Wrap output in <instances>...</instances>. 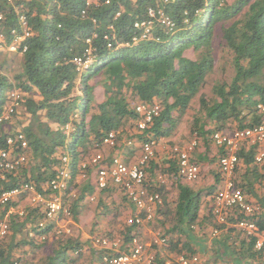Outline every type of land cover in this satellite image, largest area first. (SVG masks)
<instances>
[{
    "label": "trees",
    "instance_id": "obj_1",
    "mask_svg": "<svg viewBox=\"0 0 264 264\" xmlns=\"http://www.w3.org/2000/svg\"><path fill=\"white\" fill-rule=\"evenodd\" d=\"M87 1L0 0L3 44L14 40V30L22 32L21 16L26 17L29 28V35L20 45V48L27 46L21 54L22 70L14 78L0 73V115L8 104L7 92L16 88L24 94L21 104L24 119L29 116L22 129H15L25 134L28 146L24 150L17 148L16 152H24L26 161L7 172L5 179L0 178V191L15 189L25 183H32L38 190L45 191L47 182L62 163L61 155L65 153L71 157L70 182L74 184L80 161L89 157L92 151L101 149V142L110 131L119 135L128 120L135 122L142 118L132 104L133 97L138 102L161 106L159 115L146 129L137 128L140 133L133 134L134 140L143 142L150 137L172 135L177 125V111L189 108L206 83L208 72L213 70L211 53L216 23L232 19L241 12V17L228 26L221 24L217 27L233 53L234 75L230 80H217L211 93L200 94L199 108L193 116L190 132L202 139L204 146H209L216 131L264 123V111L258 107L264 103V0H238L234 5H229L227 0H95L89 5ZM150 7L163 9L173 26L169 28L155 18L152 36L136 40L134 38L140 36L141 29L136 28L135 23L149 19ZM83 10H86L84 17ZM88 37L92 38L90 47L96 61L90 70L80 74L74 59L85 55L89 47ZM189 49L194 51V58L186 55ZM100 74L105 76L107 98L98 103L92 79ZM20 112H15L16 118ZM233 123H236L235 127ZM3 124L6 125L0 123V130L8 134ZM68 124L74 129H67ZM255 152L256 146L247 151L242 148L240 159L243 157L249 165ZM152 160L146 167L147 175ZM172 160L176 166V158ZM92 169L89 167L87 171ZM176 170L179 174V169ZM262 177L256 170L252 182H244L240 177L237 181L245 193L258 196L253 182ZM178 179L176 222L166 233L173 232L174 235L168 239L167 250L191 255L196 250L190 242V233L187 232L186 239L179 234H185L184 224L191 229L197 222L201 195L182 183L180 176ZM112 185L115 184L99 192H110ZM76 187L74 184V189ZM78 189L81 195L71 203L72 225L77 228V204L85 199L87 190L86 186L82 192L81 188ZM157 190L161 191V187ZM124 196L129 201L127 195ZM258 201L259 205L251 215L237 209L233 210V215H228L226 224L214 223L217 228H225L227 233L243 237L240 249L231 255L252 262L264 259V251L255 248L258 235L245 236L232 224L253 220L259 232H264V197ZM13 206L9 203L0 216V220L7 219L9 225V234L0 239V264H19L21 259L15 261L14 258L22 245L35 249L47 240L41 239L42 229L39 227V221L45 218L44 209L29 205L24 208V214L19 215L13 211ZM164 206L165 201L155 220L158 213L165 210ZM58 221H62L61 217ZM58 221H48L43 232L51 233ZM123 224V241H129L135 234L141 235L138 226L129 225L127 220ZM31 231L33 236L29 235ZM83 246L78 238L60 236L52 241L50 252L34 264H102V256L107 250L91 247L86 252ZM76 249L81 251L74 255ZM165 259L166 255L157 251L153 264H165Z\"/></svg>",
    "mask_w": 264,
    "mask_h": 264
},
{
    "label": "built area",
    "instance_id": "obj_2",
    "mask_svg": "<svg viewBox=\"0 0 264 264\" xmlns=\"http://www.w3.org/2000/svg\"><path fill=\"white\" fill-rule=\"evenodd\" d=\"M150 17L160 14L162 23L169 27L173 23L169 18L165 17L160 11L158 14L154 9H149ZM25 34L28 35L27 21L25 17H21ZM152 20L137 22L136 27H143V37L150 35L152 28ZM4 36L0 32V39ZM17 36L15 40L20 39ZM13 49L15 45L11 46ZM80 59L77 62L80 63ZM10 96L13 102L8 105L0 117V122L8 120L16 111L19 104V94L12 91ZM258 107L264 111V103H260ZM136 111L142 117L138 121V129L144 130L153 122L154 118L159 115L161 106L158 103L138 102L135 105ZM4 139V144L2 143ZM214 143L223 149V153L219 156L220 171L223 175V184L217 189L213 197V211L219 223H225L229 214L233 215V210L251 215L255 211V206L248 202L244 190L239 186L236 178V172L240 164L239 151L245 143L259 145L264 141V123L252 125L246 128L235 127L230 131H216L212 135ZM160 138L150 137L141 142V153L139 158L127 163L118 155L107 158L103 152L97 151L84 159L80 164V174L87 177V169L92 166L96 169V187L99 190L109 187L111 184L118 185L129 201L136 207V214L127 218L129 225H135L142 228L145 222L154 219L157 208L163 206V196L160 191H151L148 185V175L146 167L150 160L155 156L156 149L160 145ZM117 132L110 131L102 140V144L110 147L118 146ZM132 141H129L131 144ZM198 141L195 139L187 145L176 144L173 152L177 155L179 176L186 181H194L201 176V166L193 158V152ZM28 146L25 134L23 132H15L4 134L0 130V178L5 179L6 173L13 171L26 161V154L22 151L16 152L17 148L22 150ZM256 162L264 160V152L259 151L256 156ZM61 165L57 168L55 175L47 182L46 190L40 191L32 183H25L15 189L0 191V206L15 201L21 197L23 193H28L35 206H41L45 212V218L39 221V227L44 230L48 221H58L61 217L63 223H59L54 228L55 234L60 236H70L73 232L72 208L67 200H72L76 193L70 184L72 178V165L70 157L65 154L61 156ZM159 181L164 182L163 175L159 176ZM94 199L93 196L90 197ZM24 214V211L20 213ZM236 226L242 229L247 235H258L255 248L264 251V240L259 237V230L253 220H240ZM9 225L6 221L0 222V239L7 235ZM33 236V233H30ZM41 239H46L47 234H40ZM96 244L107 250L102 256V264H153L156 258V252L151 249L153 245H167L168 237L161 232H157L150 245L141 239V235L135 234L125 242L122 238L111 239L100 236L95 239ZM80 249L74 251L75 255ZM203 264L202 259L197 254L188 255L186 253L175 256L174 261L168 260L167 264Z\"/></svg>",
    "mask_w": 264,
    "mask_h": 264
},
{
    "label": "crops",
    "instance_id": "obj_3",
    "mask_svg": "<svg viewBox=\"0 0 264 264\" xmlns=\"http://www.w3.org/2000/svg\"><path fill=\"white\" fill-rule=\"evenodd\" d=\"M22 60V56H21ZM21 108V106L19 107ZM22 109V108H21ZM19 111V109H18ZM20 112V111H19ZM29 121V116H27V119L25 123L23 122V125L26 124ZM22 122L21 120L18 122ZM5 124L2 125L3 129L5 127L7 130H11L9 132H14L15 128L12 125L13 121H7ZM134 125V128H131V126H128L123 132L126 136L129 138L127 139H121V142L118 143V146L116 148H113L108 145H103L106 146L105 152L110 156L112 155H118L121 158H123L127 163H132L136 161L141 153V142L136 141L132 138L133 134L137 131L138 127V121H132L128 120L127 125ZM236 124V123H235ZM18 130V129H16ZM123 130V129H122ZM122 132V131H121ZM140 133V132H139ZM121 134V133H120ZM175 135L173 133L172 135L170 134L169 136L166 137H160V145H158V148L156 149L155 156L153 157V162L149 164L148 167V184L150 185V190L151 191H158L159 187H161V194L163 196V203L165 201V210L163 212H159V217L156 218L154 222H159L162 223L159 227V230L161 231H156L154 232L152 228H150L149 225L146 224L143 225L141 228V235L144 237V239L148 238L147 244L150 245L152 243V240L154 236L157 234V232H161L164 236L170 237L171 240V234H166L167 232H170L173 229V226L175 225L176 222V216H175V207L176 203L179 197V183L180 179L179 174L176 173V169H179L178 166V158L177 155L173 152V147L175 146L172 145L170 146L169 144L167 145L166 142L168 141L169 138H172ZM132 141L131 144H129V141ZM181 143V142H180ZM184 144V143H183ZM199 144L203 145L202 140H199ZM252 146H256V152L253 155V160L251 164L247 165L244 161V158L241 157L239 167L237 169L236 175L240 180L244 179V182H252L255 178L254 176L256 175V170L257 172L263 176V182L261 183L260 181L253 182L254 183V191L256 192L255 196L254 194L250 193H245L247 196V200L249 203H251L253 206L256 207V205H259L258 198L264 197V160L262 162H256V156L258 155L259 151L264 152V141L257 145H253L251 143H245L243 145V149L249 150ZM113 148V149H112ZM222 148L218 147L213 141L210 142L209 146H202L201 149H199L198 152L193 153V158L194 160L200 164L201 166V176L199 179L194 180V181H186V180H181L182 183L188 185L195 193H199L201 195V207L199 210V216L197 219V222L192 226L191 229H188V226L186 224L183 225V229L185 231V234H179L182 238L186 239V234L187 232L190 233V242L192 246H194V249L196 250V253L201 257L203 264H264V259H261L260 261H246L243 260L242 258H239L237 256L231 255V253L234 250H239L240 249V243L242 241V236L238 238L237 234L235 233H227L224 229L217 228L214 226V223L222 225L226 224L225 223H219L214 217L215 213L213 211V197L214 193L217 191V189L220 187V185L223 184V175L220 171V165H219V156L221 154ZM111 151V153L108 152ZM218 153V164L214 162L213 160L216 159V154ZM176 158V166H175V159ZM173 163V167H172ZM93 170V169H92ZM255 174V175H253ZM163 175L165 181L160 182L159 181V176ZM83 176H80L78 174L76 176V179L74 181V184L77 185V188H85L86 186V195L85 199L80 201L77 205L78 207L76 208L79 212V219L84 217L85 215H88V213H92V216L94 217V214L97 216H100L101 218L104 215H107V210H110L112 208H115V214L117 216L119 215L120 218L122 217L125 219L126 217H130L136 214V207L134 204H132L130 201H128L124 194L121 192V189L118 185H112L111 188L112 190L109 192L108 190L101 193L99 192V189L96 187V182H95V174L94 170L93 171H88V176L87 179H84ZM250 180V181H249ZM252 180V181H251ZM85 183H90L91 185H84ZM74 184L72 187H74ZM162 184V185H161ZM90 188H93L91 191ZM46 190V189H44ZM245 192V191H244ZM95 193L96 196L99 197L98 203L95 204H89L87 202V197ZM115 198V203L113 205L111 204V200ZM77 197V196H76ZM75 197V198H76ZM17 201H22V199L19 197L16 199ZM96 206H98L97 210ZM157 208L156 212L161 208ZM24 209H20L19 213L23 212ZM122 211H124L122 213ZM211 213L214 215L211 216ZM7 216H5L6 218ZM121 218V219H122ZM106 220L109 219V216L105 217ZM122 219V220H123ZM103 223H106L102 219ZM151 222V221H150ZM147 222V223H150ZM236 223H233L232 227H236L241 233L245 236L247 235L242 229H240L238 226H236ZM104 229L105 224H103ZM228 227V226H227ZM108 228V227H107ZM83 234H85V237H87L88 234V229L82 230ZM209 232L211 234V238L208 237ZM31 233V232H30ZM29 233V235H30ZM227 235H226V234ZM174 235V234H173ZM232 235V236H231ZM31 236V235H30ZM213 236V237H212ZM231 236V237H230ZM228 237L227 241H224V239ZM259 237L264 240V232H259ZM147 240V239H146ZM224 241V242H223ZM160 247L167 249L169 247L168 245H159ZM158 245H153L151 249L155 252H159V249L157 250L156 247H159ZM167 246V247H166ZM161 249V248H160ZM163 254V252H160ZM179 254L182 253H175L172 251H168V257L170 256V259L168 258L165 262L167 264L168 260H173L175 256H178ZM165 255V254H164ZM84 264H87L86 262Z\"/></svg>",
    "mask_w": 264,
    "mask_h": 264
},
{
    "label": "rangeland",
    "instance_id": "obj_4",
    "mask_svg": "<svg viewBox=\"0 0 264 264\" xmlns=\"http://www.w3.org/2000/svg\"><path fill=\"white\" fill-rule=\"evenodd\" d=\"M237 1L238 0H227L229 5H234ZM241 15H242V12H241V14L233 17L232 19L222 20L221 22L218 21L216 23L215 34H214L213 39H212L213 50L211 53V56L213 59V70L211 72H208V74L206 76V83L202 87L201 91L197 94V96H195L193 98L189 108H187L185 111L184 110L183 111H181V110L177 111L176 116H175L177 118V125L175 126V129L173 131V133H175V135L172 138L168 139V141L166 142L167 145L169 144L170 146H172L174 144L175 145L179 144V145L184 146V145L191 143L193 140L196 139L198 141V144L194 149V153L198 152L199 149H201L202 146H204V145L199 144L200 138L192 135L190 132L193 116L196 113L197 109L199 108V96L203 92L204 93H211L212 88H213L212 86L214 85V83L217 80H220V79L230 80L232 78V76L234 75V67L232 64L233 53L226 46V43L222 37L221 30L217 27H219V25H221V24H223L226 27L233 20H236L239 17H241ZM11 53H13V52H11L7 49L0 51V70L2 72L6 73L9 77L14 78L15 75H17L22 70V60H21V54L20 53H18V52H17L18 54H11ZM186 55L189 57H193V58L195 57L194 51L192 49L187 50ZM92 83L94 84V87H95L94 88L95 101L98 103L102 102L103 100H105L107 98V93H106L107 86L105 84V76L103 74L95 76L92 79ZM128 96H129V98H128L129 101H131L130 100V97H131L130 93H128ZM135 100L136 99L133 97L132 98V104L133 105L137 104V102H138ZM21 108L23 109V107H21ZM21 108H19V111H21L20 113H18L19 118H16V116L14 115L11 119V122L13 121L12 125L14 126L15 129H22L23 122L25 123V121H26V119H24V112H23L24 110H22ZM20 120L22 122L18 123ZM235 125L236 124L233 123V127H235ZM128 126H131V125L130 124L127 125L125 128H123V130L121 129L122 132H120L121 134L118 135V141L119 142H121V139L129 138L123 132ZM131 128H134V125H132ZM105 147L106 146H103L101 149H98L97 151L103 152L107 158H110L111 156L109 157V155L105 152V149H104ZM109 152L111 153V151H109ZM91 153L93 154L94 151H92ZM213 161L216 162V164H218V153L216 154V159ZM93 169H94V174L96 177L95 167H93ZM87 176H88V171H87ZM236 178H238L237 175H236ZM84 179H87V177H84ZM76 192H77L78 196L81 195L80 191L77 187H76ZM121 192L123 193V191H121ZM91 196L94 197L93 200L90 199ZM113 197L114 196H112V198ZM20 198L22 199V201L10 203V205H14L13 211L24 209L26 206L33 204V201L31 200L30 195L28 193L23 194L22 197H20ZM67 200L72 203V200H70V197H67ZM86 200L89 204H93V203L97 204L99 197L96 196L95 193H92L87 197ZM110 202H111V204H109V205H113V203H115V198H113ZM5 208H6V206L0 207V216H1V214ZM96 208H97V210H100V209H98V206H96ZM114 209L115 208L107 210V213H109V214L104 215L102 218L100 216L96 217L97 214L96 215L94 214V217H93L92 213H88V215H85L84 217L80 218L78 220V223H77L79 228L74 227L72 229L73 232L70 235V237L80 239L84 245L83 246V248L85 249L84 251H86V252H89L88 250L91 247L102 248L101 246H99L95 242V239L97 237L105 236V237H108L111 239L122 238L121 229H122V225H124L123 221L127 220L128 217H126L125 219H123L122 217L117 218V217H119V215L117 216V214H115ZM123 212L124 211H122V213ZM156 214H157V212H155L154 219L150 223L146 222V224L149 225L150 228H152V230L154 232L161 231V230H159V227L162 224V223H159L158 221L154 222ZM106 216H109L108 220L105 219ZM102 219L104 221H106V223H103ZM61 223H63V221H61L60 224ZM103 224H105V227H106L105 229L103 227ZM84 228L88 229L89 235L87 237H85V234H83V232H82V230H84ZM8 234H9V231H8ZM47 236L48 237H47L45 244H42V246L40 248L32 249L30 246L22 245L17 250V253L15 255L14 260L18 261L17 259L20 258L21 262L19 264H34L35 262H39V260L42 257H45L50 252V247H51L52 241H54L58 237H60L57 234H55L54 231L49 233ZM208 237L211 238L210 232H209ZM141 239L145 242L148 241V238H146L147 239L146 240V239H144V237L142 235H141ZM156 248H157V250L159 249V252H163V254L166 255V260L168 258L170 259V256L168 257V250L165 249V246H164V248H162L160 246L156 247ZM85 255L88 257L87 253ZM14 264H16V262ZM172 264H177V263L174 262Z\"/></svg>",
    "mask_w": 264,
    "mask_h": 264
},
{
    "label": "clouds",
    "instance_id": "obj_5",
    "mask_svg": "<svg viewBox=\"0 0 264 264\" xmlns=\"http://www.w3.org/2000/svg\"><path fill=\"white\" fill-rule=\"evenodd\" d=\"M95 0H89V1H87V4L89 5V4H91V3H93ZM150 8H152V9H154L155 10V12L158 14L160 11H162L163 13H164V15H165V17H167L166 16V14H165V12L163 11V9H156V8H154V7H150ZM149 8V9H150ZM149 9H148V15H149V19H147V20H145V21H149V20H152L153 21V23H152V28H151V30H150V35L149 36H147V37H143V33H144V28L143 27H136V25H135V27L136 28H139V29H141V34H140V36H138V37H135L134 39H138V40H142V39H148V38H150L151 36H152V34H153V24H154V19L155 18H159V20L161 21V19H160V14H158V15H156L155 17H150V14H149ZM82 16L84 17L85 15H86V10H83L82 11ZM21 17H25V16H21ZM21 17H20V19H21ZM0 18H2V15L0 14ZM168 18V17H167ZM25 19H26V17H25ZM26 21H27V19H26ZM139 22H142V21H139ZM162 22V21H161ZM137 23V22H136ZM135 23V24H136ZM21 24H22V19H21ZM164 24V23H163ZM167 25V24H166ZM168 26V25H167ZM169 27V26H168ZM169 28H172V27H169ZM21 31V30H20ZM18 32V31H13V34H14V36H13V41H11L9 44H3L4 43V38L3 39H0V51L1 50H4V49H7V50H9V51H14V52H18V49L20 48V45H22L21 44V42H22V40L27 36L26 34H25V30H24V28H23V24H22V32ZM27 31L29 32V28H28V24H27ZM0 32L3 34V36H4V33L0 30ZM29 35V34H28ZM97 35V33H94V36H96ZM17 36H21V38L20 39H18V40H15L16 39V37ZM86 41H87V43H88V48L86 49V51H85V55L83 56V57H76L75 59H74V62H75V64H76V67H77V70H78V72L80 73V74H82V73H85L86 71H88V70H90L93 66H94V64H95V61H96V55L94 54V51H93V48L92 47H90L91 46V43H92V38L91 37H88L87 39H86ZM12 45H15V48H14V50H13V48L11 47ZM12 48V49H11ZM26 48H27V46H23V47H21L20 49V54H22L25 50H26ZM77 59H80L81 61H80V63H78L77 62ZM0 73H2V71L0 70ZM12 91H16L18 94H19V104L17 105V107H16V111L15 112H17L18 111V108L21 106V104H22V100L24 99V94H23V92L21 91V90H19V89H16V88H14V89H11V90H9L8 92H7V97H8V104L6 105V107H5V109L8 107V105H10L12 102H13V99H12V97L10 96V93L12 92ZM138 103V102H137ZM136 105V104H135ZM134 105V106H135ZM160 105V104H159ZM5 109L3 110V112L5 111ZM136 109V108H135ZM2 112V113H3ZM15 112L10 116V118L8 119V120H4V121H2V122H7V121H10V119L13 117V115L15 114ZM2 113H1V115H2ZM1 115H0V117H1ZM77 117V116H76ZM2 122H0V123H2ZM137 126H138V124H137ZM67 129H69V130H72V129H74L73 127H71L69 124L67 125ZM5 131H7V133H15L16 131H14V132H9V131H11V130H5ZM20 132H22V131H20ZM116 132V131H115ZM4 133V132H3ZM5 134V133H4ZM118 136V135H117ZM131 141V140H130ZM119 142V141H118ZM214 142V141H213ZM103 145L104 144H102V142H101V147H103ZM116 148V147H115ZM95 152H97V151H95ZM94 152V153H95ZM194 153V152H193ZM65 154H67V153H65ZM65 154H63V155H65ZM63 155H61V156H63ZM68 156H69V154H67ZM92 155V154H91ZM70 157V156H69ZM61 158V157H60ZM84 159H86V158H84ZM84 159H82L81 161H80V164H81V162L84 160ZM70 160H71V157H70ZM71 162V161H70ZM72 165V164H71ZM90 167H92V166H90ZM78 174H80V168H79V170H78ZM81 175V174H80ZM70 184H71V186L73 185V182H70ZM46 188V187H45ZM73 188V191H75V193H76V196H77V192H76V189H74V187H72ZM23 194H25V193H23ZM22 194V195H23ZM75 196V197H76ZM22 197V196H21ZM74 197V198H75ZM74 198L72 199V202H73V200H74ZM12 202H17V200H15V201H12ZM12 202H10V203H12ZM70 203V205H71V202H69ZM9 204V203H8ZM7 204V205H8ZM7 205H5V206H7ZM33 205V204H32ZM0 207H4V206H0ZM13 210H14V208H13ZM16 212H18L19 213V210H16ZM19 215H21L20 213H19ZM1 221H6L7 222V219H1L0 220V222ZM63 222H64V220H62ZM61 221H58V223L56 224V225H58L59 223H60ZM8 223V222H7ZM74 228V227H73ZM9 231V230H8ZM42 232H41V234L42 233H45V232H43V230H41ZM53 231H54V233H55V230H54V228H53ZM32 232V231H31ZM33 233V235H34V232H32ZM45 234H47V233H45ZM48 235V234H47ZM60 236V235H59ZM48 237V236H47ZM77 250V249H76ZM80 251H81V249H80ZM73 254L75 255V253H74V251H73Z\"/></svg>",
    "mask_w": 264,
    "mask_h": 264
}]
</instances>
